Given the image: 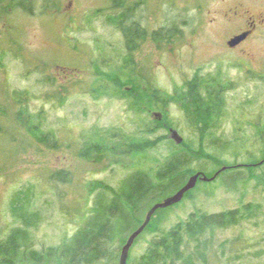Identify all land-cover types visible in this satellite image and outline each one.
I'll use <instances>...</instances> for the list:
<instances>
[{"label": "rangeland", "instance_id": "1", "mask_svg": "<svg viewBox=\"0 0 264 264\" xmlns=\"http://www.w3.org/2000/svg\"><path fill=\"white\" fill-rule=\"evenodd\" d=\"M133 1L141 3L136 17L149 31L174 25L180 28V37L166 48L150 40L133 53L143 73H151L156 84L170 93L182 90L199 72L234 80L225 94L228 111L219 134L232 143L243 139L255 149L253 127L264 124V31L251 37L242 49L223 42L234 26L227 21L230 11L239 6L255 16L264 11V0ZM58 2L63 10L32 16L3 13L0 0V105L9 104L8 91L28 90L33 97L30 108L44 110L47 126L56 133V141L45 146L30 138L13 114L0 117V229L13 221L12 197L28 189L32 209L41 214L33 228L37 248L59 245L85 226L96 197L111 198L134 170L155 175L172 147L170 130H161L159 135L169 139L147 151L114 152L101 158L93 152L82 155L80 149L91 133L134 129L138 117L129 111L126 99L92 90L99 85L96 66L109 70L103 60L117 64L126 53L123 33L107 21L106 14L115 13L111 0ZM99 9L104 15H97ZM4 50L9 53L3 58ZM49 77H54L53 84L44 81ZM168 117L184 138L190 136L185 114L176 102L170 104ZM207 150L229 162L236 159L230 151ZM249 158L244 153L238 161ZM200 166L202 163H194L195 168ZM205 166L210 172L218 168L209 161ZM60 171L69 173L70 181L53 177ZM256 173H264V166ZM232 185L229 171L213 181H199L178 206L155 214L153 225L137 238L130 255L137 257L147 250L154 230L170 229L194 211L219 212L254 202L260 204L259 213L239 225L216 230L213 247L202 248L206 260L197 264H264V186H257L255 180L240 181L235 189Z\"/></svg>", "mask_w": 264, "mask_h": 264}, {"label": "trees", "instance_id": "2", "mask_svg": "<svg viewBox=\"0 0 264 264\" xmlns=\"http://www.w3.org/2000/svg\"><path fill=\"white\" fill-rule=\"evenodd\" d=\"M58 1L1 0V11L6 14L23 12L32 16L50 15L63 10V4ZM111 2L115 13L106 14L107 21L123 33L126 53L117 64L104 59L102 65L109 70L96 66L99 85L92 90L98 95L126 99L129 111L138 118L135 119L134 129L125 130L120 127L106 134L91 133L90 140L87 139L80 152L85 156L93 152L96 158H101L114 152L128 155L147 151L149 147H158L161 140L168 138L167 135H159V132L175 128L168 117L169 107L173 102L184 112L190 136L185 137L181 144H176L171 138L168 140L172 145L171 150L164 157L155 175L145 170H134L111 198L103 195L96 197L85 226L56 246L36 247L33 228L40 222L41 214L31 207L32 192L28 189L18 191L10 203L13 221L8 227L0 229V264L118 262L127 238L143 223L148 210L156 202L180 189L197 171L213 176L223 165H228L230 168L222 171L218 177L224 172H232V189L236 188V183L243 180H255L257 186H264V173H256L257 169L264 166V124L253 127L252 146L255 149L249 148L250 144L243 139L236 138L237 141L232 143L219 134L228 111L225 94L233 88L234 80L223 74L202 75L199 72L182 90L170 93L162 89L156 84L151 73H143L142 65L134 59L133 53L150 40L153 45L157 43L166 48L180 37L179 26L149 31L136 17V10L141 4L139 1ZM97 15H104L103 9L97 10ZM8 53L4 50L2 57ZM44 81L53 84L55 79L49 77ZM107 82H110V86ZM7 96L9 104L0 105L1 118L7 119L13 114L16 123L39 144L46 146L56 141L55 131L47 126L46 112L30 108L33 97L28 90H11L7 92ZM61 98L60 101H64V97ZM2 131L3 127H0V133ZM207 147H214L222 153L230 151L236 159L229 162L211 154ZM244 153L252 160L249 158L250 161H238ZM208 161L218 168L212 172L207 171L205 163ZM195 162L202 163V166L195 168ZM53 177L66 182L70 181L71 175L60 171ZM191 192L192 190L185 196ZM180 203L157 212L170 210ZM260 210V204L248 202L219 212L194 211L187 219L170 229L154 230L155 236L147 250L137 257L130 255L127 264H197L200 259L206 260V252H203L202 248L204 246L210 250L213 247L211 244L216 230L239 225L242 221L256 216ZM153 220L154 218L144 232L153 225Z\"/></svg>", "mask_w": 264, "mask_h": 264}, {"label": "water", "instance_id": "3", "mask_svg": "<svg viewBox=\"0 0 264 264\" xmlns=\"http://www.w3.org/2000/svg\"><path fill=\"white\" fill-rule=\"evenodd\" d=\"M243 37H237L235 39H233L230 42L231 46H235L236 44H238L241 39ZM162 116H160L161 118ZM170 135L171 138L177 143V144H181L184 141V137L181 135V133L179 132L178 129L175 128H170ZM228 168H230V166L228 165H223L219 170H217L213 176H208L207 174H205L203 171H197L196 173L192 174L187 182L185 183V185H183L180 189H178L176 192H174L173 194L165 197L163 200L156 202L147 212L145 220L143 221V223L135 230L133 231L129 237L127 238L125 244L122 247L121 250V255H120V260H119V264H127L128 263V259L130 257V251L132 246L134 245L136 239L144 232V230L146 229V227L150 224L153 216L155 215V213L160 210V209H164V208H168L172 205H175L177 203H180L186 193H188L189 191H191L192 189H194L197 185V183L199 181H205V182H210L215 180L218 175L222 172L227 170Z\"/></svg>", "mask_w": 264, "mask_h": 264}, {"label": "flooded vegetation", "instance_id": "4", "mask_svg": "<svg viewBox=\"0 0 264 264\" xmlns=\"http://www.w3.org/2000/svg\"><path fill=\"white\" fill-rule=\"evenodd\" d=\"M250 11H242L238 7H234L228 15L227 21L233 23L231 34L223 42L225 46L231 48L242 49L243 45L255 35H259L264 31V11H259L255 16H249ZM243 37L235 46H231L230 42L237 38Z\"/></svg>", "mask_w": 264, "mask_h": 264}]
</instances>
